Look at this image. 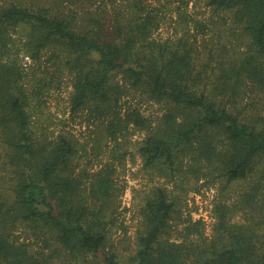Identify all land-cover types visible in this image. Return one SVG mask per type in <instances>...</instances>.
Here are the masks:
<instances>
[{"label": "trees", "instance_id": "trees-1", "mask_svg": "<svg viewBox=\"0 0 264 264\" xmlns=\"http://www.w3.org/2000/svg\"><path fill=\"white\" fill-rule=\"evenodd\" d=\"M54 1L51 8L0 5V146L16 178L11 195H0V264H51L61 256L92 258L87 264H264V234L256 230L264 222V200H256L264 180V0H206L211 10L228 13L232 33L245 40L233 56L206 51L216 62L214 83L205 77L209 61L197 66L195 38H153L159 21L141 0H129L130 12L119 13L108 26L91 17L93 28L76 22L72 9H85L83 0ZM24 26L29 31L21 49L36 64L50 51L45 63L67 71L70 115L96 126V143L106 139L118 148L133 126L146 132L138 148L145 166L161 164L168 177L177 174L181 160L205 164L208 174L216 171L226 184L259 171L243 200L255 206L260 221L228 227L226 208H218L228 241L202 253L198 245L166 239L176 204L156 187L141 209L134 253L120 258L110 245L109 165L95 174L77 171L73 160L80 143L71 132L48 136L32 130L36 94L26 85L28 72L11 34ZM131 92L162 106L156 125L136 108L123 110L121 99ZM19 230L38 247L32 248L33 240L20 242ZM184 230L186 237L198 231L196 225Z\"/></svg>", "mask_w": 264, "mask_h": 264}, {"label": "rangeland", "instance_id": "rangeland-1", "mask_svg": "<svg viewBox=\"0 0 264 264\" xmlns=\"http://www.w3.org/2000/svg\"><path fill=\"white\" fill-rule=\"evenodd\" d=\"M126 1L83 0L85 9L72 10L78 13L76 22L80 21V25L86 28H93L92 23H89L91 17L98 18L101 22L105 21L108 26L119 13L125 15L130 12L127 5L129 0ZM141 1L147 6V11H151L159 21V26L153 33L155 40L164 41L170 38L177 40L184 34L195 38L200 51L197 66L209 61L205 75L210 78L209 83L215 82V78L210 77V72L215 70L216 62L214 58L212 60L207 58L206 51L214 53L222 51L220 56L225 58V56L235 55L234 52L245 45L243 43L245 40L232 33L227 18L228 13L211 10L206 6V0ZM54 2V0H0V5L14 3L33 8L38 6L51 8ZM60 9L63 10L62 7ZM63 11L69 14L70 9ZM224 21L226 24H223ZM203 25L205 27H202ZM28 31L29 28L24 26L11 34L12 39L15 40L13 49L17 50V57L28 72L26 85L29 89L35 90L36 94L31 103L32 130L36 134L45 131L48 136L62 130L71 132L80 143L78 158L73 160L77 171L85 170L87 173L95 174L109 165L114 186L111 196V211L114 210V213H112L113 224L109 233L110 245L120 258L126 259L134 253L137 233L142 227L141 209L146 198L156 187L163 188L176 204L175 213L170 222L171 229L166 239L182 243L187 247L189 244L198 245L197 251L202 253L213 246L218 249L228 241H224L223 236L227 237L230 233L226 228L224 230L220 228L218 208H226L229 219L226 226L228 227L251 226L260 221L254 209L255 206L248 205L243 200L244 194L256 181L259 171L256 175L250 176L247 181L226 184L216 171L208 174L205 164H194L193 160H181L177 174L174 177H168L161 164L145 166L138 148L146 132L133 126H129V130L121 136L118 148L114 149L112 141L100 140L98 137L96 143L94 140L95 133L98 131L95 129L96 126L87 123L80 115L73 118L70 115L69 97L72 88L67 71L61 68L62 71L58 73L59 69L56 70V67L45 63L44 59L50 51L44 54L40 64H36L21 49ZM191 40L193 42V39ZM119 78L118 76L117 79ZM255 93L249 92V95L252 97L256 95ZM262 99H264L263 96ZM121 105L123 110L128 106L138 109L152 125L157 124L163 113L162 106L150 102L140 92H131L123 97ZM4 153V148L0 146V195L8 197L11 195L16 178L12 167L7 160H4ZM192 166L199 171H190L189 168ZM214 167L210 165V172L215 170ZM261 186L262 190L256 200H264V180ZM193 225H196L198 231H193L186 237L184 229ZM256 230L259 235H263L264 222H261ZM15 236L20 242L33 240L32 248L38 247L34 239H30L31 237L22 230L17 231ZM89 259L92 258L73 260L61 256L54 259L51 264H87Z\"/></svg>", "mask_w": 264, "mask_h": 264}]
</instances>
